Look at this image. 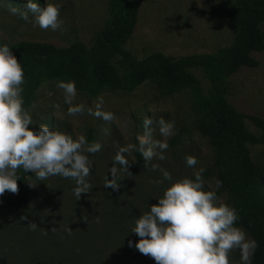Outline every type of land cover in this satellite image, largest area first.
Here are the masks:
<instances>
[{
  "label": "rangeland",
  "instance_id": "1",
  "mask_svg": "<svg viewBox=\"0 0 264 264\" xmlns=\"http://www.w3.org/2000/svg\"><path fill=\"white\" fill-rule=\"evenodd\" d=\"M235 1L145 0L127 48L139 59L152 53L178 58L223 49L233 40L229 7ZM33 2L42 9L46 4L61 5L59 19L64 21V31L41 30L9 13V4L25 10L28 0H0V39L9 42L35 41L66 47L77 38L85 44H91L105 26L110 0ZM29 19H33L31 13ZM253 57L258 61V67H244L235 73L228 80L226 99L237 111L264 119V51L254 53ZM60 81L45 82L39 88L31 103L36 104L35 109L31 105L24 107L30 111L34 122L29 129L38 131L39 125L44 124L50 129L72 136L74 140L83 135L87 142L89 140L88 144L100 143L101 151L95 154L86 153L92 161L91 174L88 177L92 189L87 194H81L77 201L73 194L75 182L71 179L52 176L40 181L30 172L27 182L31 206L26 212H20L15 207L16 194L6 191L0 196V264H111V248L117 240L110 217L99 218L91 236L86 235L87 229L82 220L93 221L92 215H95L100 206L103 208V198L108 197L107 204L113 198L117 200L119 214H129L127 225L130 226L136 218L150 210L151 205L158 204L157 199L162 198L171 183L184 178L194 179L193 173L200 168L205 169L202 174L203 191L216 192L219 198L217 203L230 207L231 196L228 191L223 187L216 188V151L210 139L194 126L197 114L188 90L164 95L154 84L145 83L131 93L104 90L99 95L92 96L77 92L74 104H83L86 110L94 108L97 98L103 97V111L111 112L115 117L113 121L106 122L88 115L86 110L83 115L69 116V105L64 103L63 90L56 87ZM56 104L60 106L58 109L53 107ZM145 117L153 121L150 127L154 139H163L156 127V121L160 117L175 122L176 134L166 140V159L154 158L152 161L167 170L172 181L153 184V180L163 178L162 174L159 171L146 170L143 157L136 163L132 151L126 154L132 175L124 176L120 181L122 187L119 191L105 188L104 178L107 175L111 179L108 169L113 166L112 161L117 150L113 146L114 142L118 141L120 146L134 144L136 137L144 134ZM246 125L251 132L259 134L248 120ZM250 155L264 177V147H250ZM186 156L197 159L198 163L194 168L186 165ZM31 184L36 186L32 187ZM101 215L102 212H99V216ZM22 216L27 219L21 220ZM118 221L117 224L121 226L123 222ZM29 222L38 225L36 231L28 228ZM68 227L72 230L71 235L66 231ZM42 229L48 232L51 239L46 247H42L46 239ZM241 229L252 239L247 230ZM129 237L131 240L123 241H132L133 247L127 246L126 250L118 245L114 247L118 258L115 263L123 261L124 264H156L154 259L141 254L134 247L140 238L135 233H131ZM86 246L96 248L91 255V262L88 263H85L88 258L84 251ZM229 260L230 264H240L239 250H233L229 254Z\"/></svg>",
  "mask_w": 264,
  "mask_h": 264
},
{
  "label": "trees",
  "instance_id": "2",
  "mask_svg": "<svg viewBox=\"0 0 264 264\" xmlns=\"http://www.w3.org/2000/svg\"><path fill=\"white\" fill-rule=\"evenodd\" d=\"M144 1L110 0L105 26L91 44L77 38L66 47L0 39V45L8 44L23 67L26 81L22 85L23 106L31 105L45 82L57 80L74 81L77 92L92 96L104 90L131 93L145 83L154 84L164 95L188 90L197 114L194 126L210 139L216 151L214 166L218 180L231 196L230 207L238 214L234 226L247 230L258 243L252 264H264V177L250 155V147H264V119L237 111L226 99L228 80L244 67L259 65L253 54L264 51V0H236L230 5L233 40L223 49L178 58L152 53L139 59L127 44ZM246 120L259 134L249 130ZM134 144L138 145L137 139ZM133 156L136 163L141 161L138 151H133ZM29 175L30 172L25 173L22 169L17 171L19 192L15 207L20 212L28 211L31 206ZM106 198H103L102 206L108 211L100 206L92 215L93 221L82 220L87 229L85 233L92 235L97 217H110L117 240L111 248V264H124L123 261L115 263L118 258L114 247L118 245L126 250L128 243L123 239L131 240L129 235L135 222L127 225L129 214H119L117 200L113 198L107 204ZM99 212H102L101 216ZM118 220L123 222L121 226L117 224ZM45 238L42 247L51 240L48 235ZM95 249L94 246L84 247L88 255L85 263L91 262Z\"/></svg>",
  "mask_w": 264,
  "mask_h": 264
},
{
  "label": "clouds",
  "instance_id": "3",
  "mask_svg": "<svg viewBox=\"0 0 264 264\" xmlns=\"http://www.w3.org/2000/svg\"><path fill=\"white\" fill-rule=\"evenodd\" d=\"M59 4H46L41 8L33 0H28L25 10L9 4L8 11L18 16L26 23L41 30L64 31V21L60 17ZM29 13L33 19H29ZM23 67L10 51L8 44L0 45V196L6 191L18 194L17 171L32 172L40 181L52 176H60L75 182L73 194L80 200L81 194H87L92 189L88 182L91 174L92 161L88 154H95L102 149L100 143L88 144L85 136L77 139L47 125L40 124L38 131L29 129L34 125L30 111L24 108L22 93L25 84ZM63 90L64 103L69 105L67 114L78 116L85 113L83 104H74L77 89L74 81H60L56 84ZM103 97H98L94 108H87V114L97 119L111 122L115 119L111 112L103 111ZM59 108L58 104L53 105ZM32 109L36 104L31 105ZM151 118H144V134L138 135V145L120 146L116 148L112 167L108 169L111 179L106 175L104 187L114 192L122 187L120 181L124 176H131V164L126 157L132 151H138L144 160V168L148 171H159L162 179L153 180L156 185L164 181H172L171 174L152 163L153 159H166L164 153L168 149L166 140L176 134L175 122L166 121L160 117L156 127L163 139H154L152 135ZM186 165L194 168L198 161L193 156L185 157ZM200 168L193 173L194 179L184 178L171 183L158 204L151 205L150 210L135 219L131 233L140 239L134 247L143 255L155 260L156 264H230L229 254L233 250L240 252V264H252V257L258 247L254 239H249L246 232L235 227L239 219L236 210L226 204H218L214 191H203L204 180ZM216 188L222 187L217 180ZM32 187L36 185L31 184ZM27 217L22 216L21 220ZM99 223V217L96 218ZM31 231H36L38 225L28 223ZM47 235V231L41 230ZM55 231V229H52ZM68 235L72 230L66 229ZM133 247V242H128Z\"/></svg>",
  "mask_w": 264,
  "mask_h": 264
}]
</instances>
